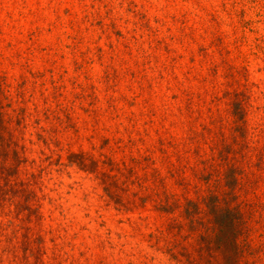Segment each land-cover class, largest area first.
I'll return each instance as SVG.
<instances>
[{
  "label": "rangeland",
  "instance_id": "obj_1",
  "mask_svg": "<svg viewBox=\"0 0 264 264\" xmlns=\"http://www.w3.org/2000/svg\"><path fill=\"white\" fill-rule=\"evenodd\" d=\"M209 195L264 264V0H0V264H220Z\"/></svg>",
  "mask_w": 264,
  "mask_h": 264
},
{
  "label": "trees",
  "instance_id": "obj_2",
  "mask_svg": "<svg viewBox=\"0 0 264 264\" xmlns=\"http://www.w3.org/2000/svg\"><path fill=\"white\" fill-rule=\"evenodd\" d=\"M206 206L215 228L212 244L220 253V264H240L239 230H242L243 223L241 212L229 204H221L213 195L206 199Z\"/></svg>",
  "mask_w": 264,
  "mask_h": 264
}]
</instances>
